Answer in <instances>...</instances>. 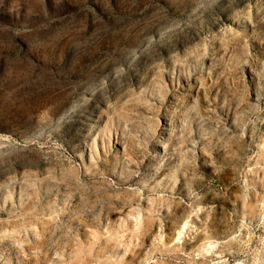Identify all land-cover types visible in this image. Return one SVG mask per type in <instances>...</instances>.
<instances>
[{"label": "rangeland", "instance_id": "obj_1", "mask_svg": "<svg viewBox=\"0 0 264 264\" xmlns=\"http://www.w3.org/2000/svg\"><path fill=\"white\" fill-rule=\"evenodd\" d=\"M0 264H264V0H0Z\"/></svg>", "mask_w": 264, "mask_h": 264}]
</instances>
